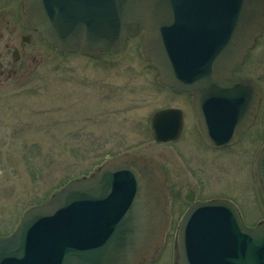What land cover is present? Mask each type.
<instances>
[{
    "label": "water",
    "instance_id": "obj_1",
    "mask_svg": "<svg viewBox=\"0 0 264 264\" xmlns=\"http://www.w3.org/2000/svg\"><path fill=\"white\" fill-rule=\"evenodd\" d=\"M26 23L61 51L98 56L145 33L142 50L162 83L194 94L211 144L235 141L253 123L260 88L234 70L264 28V0H24ZM179 118V120H177ZM181 114L153 115L158 141L175 138ZM264 191V149L260 158ZM168 224L155 161L124 155L71 180L29 208L0 237V264H141ZM179 264H264V220L248 226L230 201L199 202L183 217Z\"/></svg>",
    "mask_w": 264,
    "mask_h": 264
},
{
    "label": "rangeland",
    "instance_id": "obj_2",
    "mask_svg": "<svg viewBox=\"0 0 264 264\" xmlns=\"http://www.w3.org/2000/svg\"><path fill=\"white\" fill-rule=\"evenodd\" d=\"M44 52L22 77L0 83L2 234L15 227L28 207L126 153L162 162L170 192L180 197L174 209L177 217L193 184L176 163L171 147L158 145L149 136L150 114L164 107H181L189 113L188 131L178 146L204 184L201 196H232L248 224L264 219L261 183L258 180L254 188L250 176L251 152L260 138L256 136L251 144L248 136L220 152L205 149L186 97L157 86L154 69L142 59L141 36L131 38L123 50L97 58L83 52ZM240 70L253 74L264 86V38ZM169 260L168 246L157 264Z\"/></svg>",
    "mask_w": 264,
    "mask_h": 264
},
{
    "label": "flooded vegetation",
    "instance_id": "obj_3",
    "mask_svg": "<svg viewBox=\"0 0 264 264\" xmlns=\"http://www.w3.org/2000/svg\"><path fill=\"white\" fill-rule=\"evenodd\" d=\"M263 38H264V30L262 35L258 38L256 45L250 50L244 62L240 64L236 70V74L250 76L254 80H256L261 86V103L256 115V119L254 120L250 128L246 130L237 141L224 147H214L210 143H208V141L204 137L202 129L200 128L199 122L197 121L195 115V111L192 103V96L188 93H177L175 92L174 89L162 85L159 81V76L156 68L152 66V64L149 61L144 60L154 69V80L158 87L162 89L165 88L167 90H170L173 94L179 97H183V96L186 97L189 104V109L191 111V117L193 120L196 135L198 136L200 142L203 144L202 146H204L205 149L214 152H220L224 149H228L240 144L248 136H251L252 139L251 144L253 143L256 136L258 139L260 138L255 144L250 156V176L252 180V186L254 188H256L258 185L259 157L264 147V109L261 110L262 102L264 101V86L259 78H257L251 73L244 74L240 72L241 71L240 69L247 64L249 58L252 57L254 51L258 47L260 40H262ZM46 50H51L56 52L57 54H62L56 47L51 46L38 30L30 27L26 23L24 1L0 0V83L2 81H8L11 78L22 77L24 73L27 71V69L31 67L32 62L37 61L38 57L40 56L41 58H43L42 55L43 53H45L44 51ZM164 108H169V107H164ZM174 108L181 110V115L183 117V126L180 135L177 136L174 140H169L166 142H157L154 139V137L151 134V115L156 110L163 109V108H158L155 109L149 116L150 119L149 136L156 144L161 146L169 145L171 147L170 150L174 156V159L176 160V163L178 164L179 168H181V170L186 175V177L192 182L193 187H191L184 195L185 205L180 211V213L177 215V217H175L174 209L180 197L179 195H175L174 191H172L173 193L170 192L169 178L166 173V168L162 164V162H160L156 158L149 157L156 162V164L158 165L164 176L167 195H168L169 221L164 236L160 241L156 252L141 264H157L159 257L161 256V254L163 255V252L168 246H169V259H170L169 264H178L177 261L173 260L174 252L172 251V247L174 246V243H176L178 224L180 222L183 213L186 211V209H188V207L192 206L198 201H203L211 198H228L234 201L235 203H238L237 199L232 196H226V195H222V196L214 195L210 197L201 196V193L204 191V184L201 178L195 173L189 161L186 159L185 155L183 154V151L178 146L179 143L183 141L188 131L189 113L184 108L181 107H174ZM197 193H200V195H198ZM2 235L4 234L0 232V236ZM162 246H165L164 250L161 249ZM160 251L161 254L158 257Z\"/></svg>",
    "mask_w": 264,
    "mask_h": 264
}]
</instances>
